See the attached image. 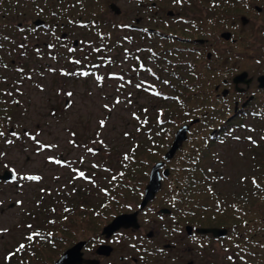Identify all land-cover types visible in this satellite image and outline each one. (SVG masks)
I'll use <instances>...</instances> for the list:
<instances>
[{"label": "rangeland", "instance_id": "rangeland-1", "mask_svg": "<svg viewBox=\"0 0 264 264\" xmlns=\"http://www.w3.org/2000/svg\"><path fill=\"white\" fill-rule=\"evenodd\" d=\"M248 1L257 2L264 10V0ZM116 4L121 12L126 9L125 16L122 12L115 18L110 16L108 19L109 14L103 17L105 21L99 27H103L106 36L85 34L84 39H77L82 41V50L69 51L72 49L70 44L58 41L53 45V40L49 38L46 41L52 47L44 50V53L33 50L34 54L22 58L13 47L7 46L1 51V62L4 64L1 75L7 78H4L7 81L2 86L7 88L6 85H12L14 94L3 102L5 106L1 114L6 112V115L0 117V132L4 133L0 136V153L4 154L0 156V173L5 170L12 172L16 176V183L11 186L0 185V264H6V252L13 247L29 245V236L40 245L37 248L34 245L20 249L18 259L23 257V252H34L36 248L45 264H54L72 245L94 237L109 218H94L89 222L84 217L85 207L107 208L109 201L104 192L109 190L111 184L112 188L118 190L120 184L115 183L123 182L122 176L134 162L133 170L137 169L138 175H133L128 181L124 179V182L138 185L142 191L148 183L152 163L162 162L160 160H163L172 145L174 133L184 125L189 128L187 139L167 164L173 168L172 179L186 181L197 162L195 156L201 155L208 147L200 163L201 175L209 179L205 182H208L210 189L201 183L182 184L190 186L194 192L212 190L223 195V203L229 210L239 202H246L233 215L240 221L252 224L256 238L264 242V165L261 164L264 158V147L261 148L264 145V118L248 116L239 119L236 123H243L247 128L241 133H233L225 141L209 143L203 140V133L214 127L225 113V108L218 111L219 104L211 110L210 104L218 103V98L212 93L216 81L211 78L210 84L205 87L210 94L200 91L190 96L188 93H192V87H200L198 81L185 87L182 85L183 78H180L193 72L189 66L193 57L187 54L168 56L175 62V65L168 67L169 72H176L180 76L173 83L174 86L181 84L175 87L178 98H182L186 104L180 109L175 106L177 100L171 98L169 87L162 88L166 101L157 104L159 98L148 90H152L149 83L156 85L158 78H154L153 74L158 72L148 69L153 71V77H149L148 70L132 68L124 54L126 44L121 24L131 21L136 7H131L133 11H129L122 0ZM261 19L264 20H252L246 34L257 32V44L264 49V23ZM44 39L41 37V40ZM209 39L214 41L213 34ZM247 39L246 43L253 42L250 36ZM260 53H264V50ZM11 60L14 64L10 63ZM76 60L81 63H74ZM21 62L25 68L19 65ZM242 66L252 72L262 67L251 63H243ZM84 72L89 75H80ZM137 84L141 87L137 88ZM69 92L73 93L71 97L66 95ZM117 99L120 100L119 104L115 102ZM105 104L109 105L110 110L103 107ZM155 106L170 111L168 116L165 114L164 123L153 118L158 113ZM258 108L264 111V102ZM200 112H203L202 115ZM207 112L213 116H206ZM194 114L199 118L188 122V116ZM169 116H173L172 119L181 125L175 127L173 121H167ZM102 119L106 121L104 128L99 127ZM13 132L18 135L13 136ZM125 133L128 135L125 136ZM32 136H36L39 144L31 139ZM248 137H252L255 143L250 142ZM9 140L11 144L7 143ZM42 145L54 147L43 148ZM133 154L137 157L133 162L125 159V156ZM49 157L61 163L56 164ZM28 175L41 179H20ZM251 176L257 177L253 179L261 189L252 185ZM167 184L168 181L160 190L162 196L169 192ZM123 199L136 204L140 197L138 193L133 196L126 194ZM17 201L22 203L17 204ZM194 202L192 205L196 206L200 200ZM207 203L210 208H214L212 200ZM25 224L31 227L25 228ZM49 230L56 249H50L51 246L45 248L43 243L48 239L40 238ZM34 232L39 235L33 236ZM27 262L30 263V258ZM19 263L25 264L26 259Z\"/></svg>", "mask_w": 264, "mask_h": 264}, {"label": "flooded vegetation", "instance_id": "flooded-vegetation-1", "mask_svg": "<svg viewBox=\"0 0 264 264\" xmlns=\"http://www.w3.org/2000/svg\"><path fill=\"white\" fill-rule=\"evenodd\" d=\"M225 1L122 0L129 11H133L131 7H136L131 21L121 24L126 44L124 54L132 68L141 71L154 69L158 72L153 74L152 70H148L147 73L149 77L153 74L154 78H158L156 85L149 83L152 90L148 91L154 97L163 101L165 96L162 88L169 87L171 98L174 101L178 98L175 87L181 84L174 86L173 83L180 76L176 72H169L168 67L175 65V62L168 56L187 54L193 57V62H189L193 72L180 78H183L182 85L185 87L189 83L193 85L195 81H198L197 85L207 87L211 78L216 81L212 93L218 98V111L225 108V113L220 119L222 121L219 120L214 127L208 128L202 137L203 140L215 143L245 130L247 127L236 125L239 119L248 116L264 118V111L258 108L264 102V87H260L258 82L264 76V53H260L264 49L257 44V32L246 34L252 20L264 18V10L257 2ZM116 2L119 0H0V117L6 115V112L1 114L5 106L3 102L14 94L12 85H6L7 88L2 86L7 81L2 80L5 76L1 75L4 66L1 62L3 49L13 47L23 58L24 55L34 54V51L44 53V50L51 49V44L46 41L51 38L53 45L64 41L72 49L82 50V41L77 39H84L86 35L106 36L103 27H99L105 21L103 17L109 14L108 19L110 16L115 18L120 13L127 12L126 9L121 12ZM112 7H115V11ZM212 34L214 41L209 39ZM249 36L253 42L246 43ZM41 37L45 39L41 40ZM94 48L97 49L95 46ZM164 55L167 57L162 58ZM10 63L14 64V61L11 60ZM243 63L262 67L252 72L242 66ZM19 65L26 67L23 62ZM243 73L246 74L245 79L234 82ZM198 76L201 78L198 79ZM202 78L206 79L203 81ZM160 161L164 163L160 174L168 171V175L161 178V188L168 181L169 192L166 195L162 196L160 188L154 198L141 209L147 183L142 191L137 187L136 193L140 199L136 204L125 201V190L118 189L114 192L116 199L109 200L113 205H110L111 208L85 207L84 217L87 221L100 217L109 219L94 237L74 244L83 243L81 253L84 261L97 264H264L263 240L256 238L252 224L240 221L233 215L246 202H239L229 210L223 203V195L216 193L214 208H210L207 203L210 198L205 196L209 195V191H203V194L191 191L190 186H185L182 182L194 185L193 182H188V178L182 182L172 179L173 168L167 165L170 160ZM2 174L1 172L0 176ZM15 183L16 176L10 181L0 180L1 186ZM251 183L257 188L255 179L252 178ZM195 200H200L196 206L192 205ZM104 213L107 215H103ZM122 215H135L134 226L104 232ZM28 227L25 224V228ZM212 230L225 233L215 236L208 232ZM41 237L45 238V234ZM34 240L29 239V245H25L27 249L34 246ZM17 249L13 247L6 252V264H23L24 262L19 263L23 259L28 264L32 251L23 252V257L18 259ZM100 249L103 251L98 252ZM229 256L232 257L231 260L228 259Z\"/></svg>", "mask_w": 264, "mask_h": 264}, {"label": "water", "instance_id": "water-1", "mask_svg": "<svg viewBox=\"0 0 264 264\" xmlns=\"http://www.w3.org/2000/svg\"><path fill=\"white\" fill-rule=\"evenodd\" d=\"M112 10L115 11V7H112ZM257 10L261 11L260 8H257ZM225 38L227 39V36H225ZM245 77H246V74L243 73L240 76L236 77L234 79V82H237L241 79H245ZM258 82L260 83V87H264V76L260 77L258 79ZM188 130H189L188 126L184 125L176 131L172 145L163 157L165 161L171 160L174 154L176 153V151L179 149L180 145L186 141ZM163 166H164V163L160 162V163H156L151 168V171L149 174L148 185L145 189V195L140 205L141 209L144 208L147 205V203L151 201L154 198L155 194L160 190L162 176L166 177L168 175L167 170H165L162 175L160 174V169H162ZM14 177L15 176L12 172L4 171L3 174L0 176V180L10 181L14 179ZM134 222H135V215H122V216L117 217L113 221V223L104 230V232L113 231L114 229L118 227H127V226H132V225L134 226V224L136 223ZM204 232H207V231H204ZM208 232L213 233V235L215 236H221L225 233L224 231H217V230H212ZM82 246H83V243H78L72 248L66 250V252L57 261H55L54 264H82V263L97 264L94 262L92 263V261L83 260L82 253H81ZM101 250L103 251V249H100L98 252H102Z\"/></svg>", "mask_w": 264, "mask_h": 264}, {"label": "trees", "instance_id": "trees-1", "mask_svg": "<svg viewBox=\"0 0 264 264\" xmlns=\"http://www.w3.org/2000/svg\"><path fill=\"white\" fill-rule=\"evenodd\" d=\"M263 1V0H262ZM225 2H229L228 0H226ZM231 2V1H230ZM174 77V76H173ZM5 79H7V78H5ZM4 78H2V80H4V81H6ZM3 82V81H2ZM210 89H211V87H210ZM178 91H180V89H178ZM200 91H206L205 93H209L210 94V92H209V89L208 88H205V87H197V88H194L193 89V87H192V93L190 92V93H188L190 96H193V95H195V94H197V93H199ZM212 95V94H211ZM177 100V102H175L174 103V105L175 106H177V107H179V109H180V107H184V106H182V105H185L186 103H184L183 101V99L182 98H177L176 99ZM175 100V101H176ZM210 100H212V102H213V99H211V97H210ZM182 101V102H181ZM157 102V104H159L160 105V103L162 104V103H164V100L163 101H156ZM211 105V110H214L215 109V107L218 105V103L217 102H214V103H211L210 104ZM156 107V110H157V114H155V116L153 117V118H155L158 122H160V123H164V121H165V114L167 115V113H168V115H169V113H170V111L169 110H163L162 108H160V106H155ZM186 113V112H185ZM184 113V114H185ZM201 113V112H200ZM203 113V112H202ZM202 113L200 114V115H202ZM210 113L211 112H207L206 113V116H208V117H211V116H213V115H211L210 116ZM188 114H190L189 112H188ZM167 115V116H168ZM193 116V115H192ZM191 115L190 116H188L189 117V119H188V122H192L193 121V119H198L199 117L197 116V114H194V116L192 117ZM173 118V116H169L168 117V120L167 121H169V122H171V121H173V123H174V125H175V127H177V126H179V125H181V123H178V121H176V120H173L172 119ZM190 118H192L191 120H190ZM186 120V119H185ZM222 120H220V122H221ZM237 126H243V123H237L236 124ZM212 142H215V141H211V140H209V143H212ZM262 147H264V145H262L261 146V148ZM208 147H206L205 149H204V151H203V153H201V155H199V156H195V160L197 161V162H195V165H193V170L191 171V172H189V173H191V175H189L187 178L189 179L188 181H190V182H193V184H195V183H201V185L204 187L205 186V188H207V189H210L209 187H208V183L207 182H205V180H206V178H203L202 177V175H201V173H202V170H201V163H200V160L205 156V152H206V150H208L207 149ZM263 150V149H262ZM137 157H136V154H133V155H130L129 157H127V159L129 160V161H132L133 162V159H136ZM262 163L261 164H263L264 165V158L262 159ZM135 163V162H134ZM134 163H132L131 164V166H129V171L127 172V173H125L124 174V176H122L125 180H130V177H132L133 175H138V170L137 169H135V171L133 170V164ZM138 166V165H137ZM201 170V171H200ZM252 178H257L256 176H251ZM263 179H264V176H263ZM127 181H125L124 182V180H123V182H121L120 183V185H119V189H121V190H125L124 191V193H126V194H128V195H131V196H133V195H136L137 193V187H139L138 185H129L130 183H128ZM256 184H257V181H256ZM136 188V189H135ZM257 188L258 189H261V186L259 185V184H257ZM109 190H112L111 192H108ZM109 190L108 191H105L104 193V196H106V198L108 199V201L110 200V201H112L113 199H116V196H115V190L116 189H114V188H112V187H110L109 188ZM207 191H209L210 193H209V195L208 194H206L205 196H206V198H210V200H212L213 202H215L216 201V199L214 198L215 197V195L214 194H216V192L214 191H212V190H207ZM206 191V192H207ZM200 193H202V192H200ZM203 194V193H202ZM217 195V194H216ZM122 196V195H121ZM212 196H213V198H212ZM110 203H108V207H110ZM116 205V204H115ZM113 205H111V207H112ZM110 207V208H111ZM51 222V221H50ZM35 233V232H34ZM37 233V232H36ZM35 236H38V235H35ZM41 236H43V234L41 235ZM40 238H43V237H40ZM45 238H47L48 240L46 241V243H43V245H44V247L46 248V246H51L52 248H50V249H56V247H53V246H55V243H53V237H52V233L50 232V230L48 231V232H46V234H45ZM33 245H35L36 246V248H37V246H39L40 244L39 243H37V241H36V239L34 240V243H33ZM36 248H35V251L34 252H32L31 253V255H30V263H28V264H38V262L40 263V264H45V262H43L42 260H41V255L39 254V252L38 251H36ZM26 264V263H25Z\"/></svg>", "mask_w": 264, "mask_h": 264}, {"label": "snow or ice", "instance_id": "snow-or-ice-1", "mask_svg": "<svg viewBox=\"0 0 264 264\" xmlns=\"http://www.w3.org/2000/svg\"><path fill=\"white\" fill-rule=\"evenodd\" d=\"M49 47H52V46L50 45ZM69 51H74V49H69ZM97 51H98V49H97ZM74 63L79 64V63H81V61H80V60H76V61H74ZM50 71H54V70L50 69ZM149 71H150V70H149ZM64 75H68V73H64ZM80 75L88 76L89 73L84 72V73H80ZM97 79H102V78H101V77H98ZM121 79H122V77H121ZM129 83H130V82H129ZM164 83H168V82H167V81H164ZM136 87L139 88V87H141V85H140V84H137ZM8 94L11 95V93H8ZM66 95H67L68 97H71V96L73 95V93L69 92V93H66ZM157 95H159V93H157ZM115 102H116V104H119V103H120V100L117 99ZM17 103H18V102H17ZM103 107H104L106 110H110V107H109L108 104H105ZM133 115H134V114H133ZM99 127H100V128H104V127H106V121L103 120V119L100 120V121H99ZM3 135H4V133H3V132H0V136H3ZM12 135H13V136H17L18 134L15 133V132H13ZM73 135H75V134L73 133ZM127 135H128V134L125 133V136H127ZM31 139L34 140V141H36V136H32ZM237 139H238V138H237ZM248 140H249L250 142H252V143H255V141L252 140V137H248ZM36 142H37V144H39V141H36ZM70 142H71V143H75L74 141H70ZM7 143L11 144L12 141L9 140V141H7ZM101 143H102V141H101ZM42 147H43V148H51V147H54V145H42ZM88 151L91 152L92 149H88ZM2 155H4V154H3V153H0V156H2ZM125 159H127V156H125ZM49 160L52 161V162H54V163H56V164H60V163H61L60 160H53V158H51V157H49ZM5 167H7V165H6ZM80 176H83V173H80ZM20 179L29 180V181H38V180L41 179V177H39V176L28 175V176H22V177H20ZM253 182H255V181H253ZM20 203H22V202L17 201V204H20ZM29 227H31V226H29ZM35 235H39V234H38V233H33V236H35ZM28 239H32V236H29ZM262 247H264V245H262ZM23 248H25V245H24V244H21V245L19 246V248L17 249V251H19L20 249H23ZM228 259L231 260L232 257L229 256Z\"/></svg>", "mask_w": 264, "mask_h": 264}]
</instances>
